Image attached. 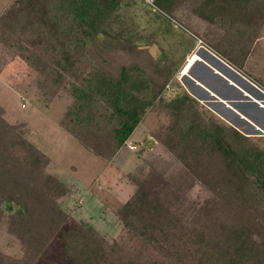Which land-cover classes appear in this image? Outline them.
<instances>
[{
  "label": "rangeland",
  "instance_id": "1",
  "mask_svg": "<svg viewBox=\"0 0 264 264\" xmlns=\"http://www.w3.org/2000/svg\"><path fill=\"white\" fill-rule=\"evenodd\" d=\"M15 2L0 0V126H14L44 154V164L37 167L32 157L26 162L22 154L24 161L20 165L13 163L12 173L37 169L43 177L50 176L53 188L46 193V199L50 197L66 219L31 264H76L72 255L78 251L72 248L68 255L65 240L72 227H76L75 234L92 230L105 240L107 251L110 245H117V252L108 253L102 264H123V256H128L132 264L133 261L138 264H198L186 231L211 222L207 217L208 221L204 216L199 217L197 211L213 197L217 188L207 176L210 184L203 182V176L210 175L216 164L202 159L201 176H195L165 147L164 141L174 133L173 126L180 117L169 100L177 95H188L193 99L191 104L200 120L234 128L263 150L264 25L252 34L249 30L245 34L242 31V39L247 37L253 44L247 54L237 58L240 65L216 48L227 25H223L219 17L213 22L200 17L211 13L215 0H97L92 8L95 34L89 35L83 50L87 57H83V63L88 66L83 68V78L92 77L95 71L113 79L121 77L130 84L132 91L133 86L136 88V95L151 100L130 137L114 151L106 148L115 141L109 133L111 112L98 100L100 108H106L105 112L97 107L93 110L100 113L97 122L101 120L95 128L103 127L100 139L104 149H100L104 154L100 156L60 125L62 118L73 121L68 112L74 100L71 70L67 73L69 76L66 75V84L50 79L65 77L62 66H65L67 55H56L57 42L53 38L66 45L70 36L65 29L77 21L73 11L63 0H49L48 4L41 0L48 9L44 11L37 5L42 9L31 15L25 0ZM15 6L16 12L5 13ZM234 38H239L237 32H233ZM78 48L71 52L70 58L80 54ZM77 78L83 85L82 77ZM97 132L87 137L95 140ZM2 137H8L6 131ZM9 157L10 153L6 158ZM153 172L169 182L168 187L175 190V195L165 187H157L152 194L158 199L150 198L155 201L152 208L156 205V209L153 208L152 216L147 219L157 225L155 234L165 248L154 244L146 250L144 244H138L133 231L123 224L121 207L133 198L137 180L153 176ZM12 185V178L7 179L6 187L12 189ZM228 202L231 213L247 219L252 213L259 225L264 226L263 206L238 194L229 196ZM6 205L0 202V254L10 257V261L16 258L28 263L18 237L9 229V215L17 206L11 203L10 210ZM149 205L151 202L147 207ZM156 210L172 216L168 220L163 216L155 223L152 220L157 216ZM248 220L250 225L254 224ZM174 222L185 229L170 225ZM166 228L175 236L161 231L169 230ZM165 239L168 240L164 242ZM225 243L237 251L234 259L238 260L237 264H264L263 231L260 233L254 228L231 230ZM82 246L76 244L79 249ZM242 246L246 251L244 255L242 250L238 251ZM175 250L178 259L166 257L167 251ZM145 253L147 255L143 256Z\"/></svg>",
  "mask_w": 264,
  "mask_h": 264
},
{
  "label": "trees",
  "instance_id": "2",
  "mask_svg": "<svg viewBox=\"0 0 264 264\" xmlns=\"http://www.w3.org/2000/svg\"><path fill=\"white\" fill-rule=\"evenodd\" d=\"M40 1L25 0L31 15L38 12L39 9H48L49 0H43L47 2L45 7L44 3ZM70 1L63 0V3L68 5V9L73 11L77 20L74 26L65 29L70 38L67 39L66 45L53 38L57 42V47L54 48L57 51H55L56 55H67L65 66H62L65 77L60 78L58 76L57 79L56 77H51L50 79L59 84H66V75L71 70L73 76H68L74 80L70 85L74 100L69 105L68 112L70 113V119L73 116L74 122L72 121L71 123L68 119L62 118L60 125L74 137L84 142L90 151L103 156L104 152L102 150L104 146L100 139L103 136V127L95 128L101 122V120L97 122L100 113L93 112L95 110L94 107H97L99 111L103 109L100 108L102 105L99 104L98 100L100 103L103 102L111 112L108 122L112 129L109 133L112 134L115 141L114 143H109V148L106 147L110 151L120 147L130 137L140 123L151 100L146 101L136 95L134 93L136 88L133 86L132 91L129 87L130 84L128 85L126 79L121 77L113 79L108 74H99L98 71H95V73L92 72V77L83 78L82 74L85 73L83 68H88L83 63L85 62L83 57H86L83 50L87 46L89 35L95 34L96 22L92 21V8L97 0ZM218 1L217 3V0H215V6L210 10L211 13H208V15L202 14L200 17L209 22H213L215 18L219 17L224 22L223 25H227L220 39L219 47L216 48L222 55L241 65L237 58L247 54L253 44L247 37H245V40L242 39L244 36L242 31L244 30L245 34L249 30L248 33L252 34L254 31L263 28L264 0ZM18 2L19 0H16L15 3ZM37 5L42 8L38 9ZM16 11L17 7L15 6L10 7L5 13L13 14ZM247 25L250 26L246 27ZM233 32L239 34L238 39H232ZM76 47H79L80 54L73 55V58H70L71 52ZM79 76L82 77L80 80H82L83 85L78 81L77 77ZM177 96L171 98L169 102L178 109L180 117L173 126V136L170 135L164 141L165 147L182 162L186 170L192 175L201 176L199 166L202 159H209L216 164L215 168L210 171V175L203 176V182L205 184L208 183L206 180L207 176L211 184L214 183L217 188L214 189L213 197L201 204L197 211V215H200L199 217L204 216V219L207 217L206 219L211 222L206 225L198 223V227H191L187 231L185 230L186 234L194 247V256L198 260V264H237L238 260H234L235 256L238 255L237 251L235 252L232 249L233 247L225 245L228 233L231 230L240 231L242 229L247 231L252 228L264 233V226L259 225V220H255L252 213L248 216V219L254 223L252 225L248 223L249 220L247 218L231 213L232 207L228 202V198L233 194H238L249 202L254 200L255 204L263 206L262 209L264 211V149H259L246 136H243L234 128L222 126L220 123H208L202 119L200 120L197 117L199 116L197 111L191 104L193 99L185 94L181 97ZM106 108L104 107L105 110ZM75 126H79V129ZM99 129L100 131L97 132ZM5 131L8 134L6 139L2 137ZM92 132H97L95 140L88 138L89 136L87 137V134L91 135ZM97 141H99V144ZM100 148L103 149L101 150ZM8 153H10V157L6 158ZM22 154H24L26 162L29 157H32L31 161L36 164L35 167L44 164L42 161L44 154L35 149L22 136L21 132H18L14 126L7 124L0 126V202H6V206L9 209L11 208V203L17 206V209L13 210L9 215V229L12 234L18 237L20 249L25 251V256L28 259V263L21 262L16 258H11L10 261V257H4L0 254V264H31L32 260L40 255L46 242L60 228L63 221L66 220L65 215L53 203L52 199L48 196L46 199V193L50 188H53L50 183V176L43 177L41 170L37 169L34 171L25 169L18 174L12 173V164L20 165L24 161ZM197 160H199L198 163ZM151 174L153 176L148 175L144 176L140 181L137 180V189L133 193V198H129L121 207L123 224L133 231L138 244H144L143 247L146 250L153 247L154 244L156 247L163 246L165 248L164 245H160L162 242L157 239L155 234L158 231L156 230L157 225L152 224L147 219L152 216L153 208L156 209V205L153 208L152 205L153 203L155 204L154 200L158 199V196L156 195L153 198L152 194H154L157 187L161 189L165 187L173 192L172 195H175V190L169 189L171 188L168 187L170 184L164 177L159 176L160 174H157V172ZM10 178L13 180L12 187L14 188L12 189L11 187L10 189L6 187L7 179ZM149 202H151V205L147 207ZM146 207L147 209H145ZM194 211L192 212L195 213ZM156 213L157 216L152 220L155 223L159 219L161 220L163 216L167 217L165 214L158 213V210H156ZM171 216L168 214L167 220ZM170 225L179 226L180 230L185 229V227L177 225L175 222ZM75 230L76 227H72V230L67 232L65 240L67 242L68 255H70V251H73L72 248L78 251L72 255L73 259L76 260V264H102L108 253L113 254L116 251L117 245H110L109 251L105 250V240L95 235L92 230L76 234ZM161 231L166 235H174L170 229ZM167 240L165 239L164 242ZM77 243L83 246L79 249L76 247ZM241 250L243 251L242 255H244L246 253L244 246L238 251ZM257 251L260 250L257 249ZM146 255L147 253L143 256ZM173 256L178 259L177 250L172 253L166 252V257L171 258ZM262 256L264 257V252ZM123 257H121L123 264H132L128 256L126 258ZM133 264L138 263L133 261ZM142 264L154 263L143 262ZM254 264H260V262Z\"/></svg>",
  "mask_w": 264,
  "mask_h": 264
}]
</instances>
